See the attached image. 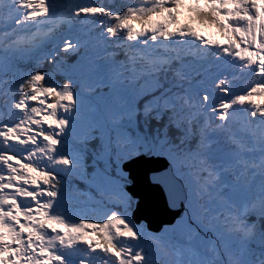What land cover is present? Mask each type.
<instances>
[{
    "label": "snow or ice",
    "instance_id": "6c2138e0",
    "mask_svg": "<svg viewBox=\"0 0 264 264\" xmlns=\"http://www.w3.org/2000/svg\"><path fill=\"white\" fill-rule=\"evenodd\" d=\"M183 3L0 0V264H73L65 249L80 242L102 264H264V0H194L226 46L181 26ZM58 14L68 32L86 27L58 35ZM209 55L247 70L243 94L228 67L203 87ZM25 59L37 66L16 80ZM141 155L167 161L154 182L192 210L158 233L128 218L127 165ZM104 195L114 210L102 223L69 222L64 202Z\"/></svg>",
    "mask_w": 264,
    "mask_h": 264
},
{
    "label": "water",
    "instance_id": "95a60500",
    "mask_svg": "<svg viewBox=\"0 0 264 264\" xmlns=\"http://www.w3.org/2000/svg\"><path fill=\"white\" fill-rule=\"evenodd\" d=\"M167 162L162 158L140 156L127 165L135 177L128 190L133 194L135 207L131 213L134 224L145 223L146 228L158 233L165 225H172L184 211V197H173L165 184L154 182L156 175L164 174Z\"/></svg>",
    "mask_w": 264,
    "mask_h": 264
},
{
    "label": "rangeland",
    "instance_id": "374dc122",
    "mask_svg": "<svg viewBox=\"0 0 264 264\" xmlns=\"http://www.w3.org/2000/svg\"><path fill=\"white\" fill-rule=\"evenodd\" d=\"M90 160H91V158H90ZM167 162V161H166ZM107 185V189H108V191H112V190H114L115 189V185H113V184H106ZM107 198H111V196H108V195H105L104 196V199H107ZM99 201L101 202V203H103L104 201H103V199H99ZM91 202H92V205L94 206V208H93V210H94V215H93V222L94 223H102L103 221H104V219H106L110 214H111V212L112 211H107L106 209H100V210H98L97 208H99V206L97 205V203H96V200H92L91 199ZM89 207H91V203H90V201H89ZM184 204H185V207H184V212L182 213V216L184 217V218H186L188 215H190L191 214V208L189 207V204H188V201H186L185 200V202H184ZM96 207V208H95ZM70 211H71V208H70ZM76 216V218H77V215H75ZM128 218L130 219V212L128 213ZM131 220V219H130ZM177 221V220H176ZM175 221V222H176ZM174 222V223H175ZM173 223V224H174ZM142 225H140V226H137V227H140V228H143V229H146L145 228V223H141ZM171 226V225H170ZM166 227H169L168 225H165L162 229H164V228H166ZM161 229V230H162ZM125 239H128V238H125ZM94 242H95V240H94ZM73 251V250H72ZM66 253H72V256L70 255V258L72 259V261H73V264H76V262H78L79 261V259H81V257H83L82 255L84 254L83 252H81V251H78V250H76V252H75V254H74V252H71V251H65Z\"/></svg>",
    "mask_w": 264,
    "mask_h": 264
},
{
    "label": "bare ground",
    "instance_id": "6f19581e",
    "mask_svg": "<svg viewBox=\"0 0 264 264\" xmlns=\"http://www.w3.org/2000/svg\"><path fill=\"white\" fill-rule=\"evenodd\" d=\"M259 102H260L261 104H264V101H259ZM181 218H184V217L180 215V216H178V217L175 219V221H176V220H179V219H181Z\"/></svg>",
    "mask_w": 264,
    "mask_h": 264
},
{
    "label": "trees",
    "instance_id": "16d2710c",
    "mask_svg": "<svg viewBox=\"0 0 264 264\" xmlns=\"http://www.w3.org/2000/svg\"><path fill=\"white\" fill-rule=\"evenodd\" d=\"M4 118H6L7 119V117H4ZM20 146L17 144V148H19ZM65 204V203H64ZM64 207H66V205H64ZM68 208V207H67Z\"/></svg>",
    "mask_w": 264,
    "mask_h": 264
}]
</instances>
